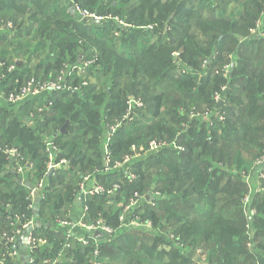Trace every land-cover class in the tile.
Instances as JSON below:
<instances>
[{"label":"trees","instance_id":"1","mask_svg":"<svg viewBox=\"0 0 264 264\" xmlns=\"http://www.w3.org/2000/svg\"><path fill=\"white\" fill-rule=\"evenodd\" d=\"M79 2L127 27L77 22L63 0H0L5 95L34 80L61 82L65 65L96 60L65 76L46 101L31 98L18 106L23 115L0 105L1 150H18L36 179L44 180L31 209L22 176L0 151V238L16 229L12 215L28 221L36 214L41 225L34 237L52 241V249L39 248L35 258L56 261L64 237L47 226L72 220L82 179L95 174L105 192L87 198V221L101 218L116 231L136 194H159L133 208L134 217L151 222L153 237L138 241L140 234L121 232L104 238L98 255L93 240L89 246L72 240L59 264H198L196 254L181 253L165 233L191 252L202 249L207 264H264V194L252 195L247 210L243 199L244 176L264 173L255 162L264 154V26L261 36L250 33L264 0ZM227 65L231 74L225 78ZM131 97L141 108H133L124 123ZM32 115L35 128L26 124ZM115 126L107 142L111 170L101 173L105 128ZM47 139L59 149L55 161L67 162L49 178ZM152 141L163 148L146 153ZM133 147L141 156L114 168ZM258 179L264 187V177ZM7 250L0 240V262L17 264Z\"/></svg>","mask_w":264,"mask_h":264},{"label":"built area","instance_id":"2","mask_svg":"<svg viewBox=\"0 0 264 264\" xmlns=\"http://www.w3.org/2000/svg\"><path fill=\"white\" fill-rule=\"evenodd\" d=\"M71 8H73L74 11L80 10V7L78 6V4H75V3H74V6H72ZM92 21L98 22L99 19L97 18L96 15H93ZM263 26H264V12H262L261 17L256 24V27L250 30L251 35L259 33V35L261 36L262 35L261 29L263 28ZM9 27H12V24L9 23ZM91 63H92L91 61L83 63V64H85L84 68H81L79 66H74L72 69H70V71L66 70L63 73V75H61V78L59 79V81H61V82H56V81L52 80V82L42 84L40 82L37 83L34 80V81H30L27 84H25L24 86L20 87V89L17 90V92H12V93H9L8 95H5V93L3 91L2 96L6 99V103H9L11 105H16L17 103H19L21 105V104L27 102L29 99H31L32 96H38L44 92H46L48 94L52 93L53 90H55L57 87H59V84L65 80V76L69 77L70 73L75 71V69L77 70V69L88 68V66H90ZM3 65H4V63H0V66H3ZM228 68H230L229 65H228ZM15 69H16V67L12 66L9 68L8 72L12 73L13 71H15ZM1 78L3 79L4 76L0 75V80H2ZM133 102H135L134 98L132 100H129V102H128L129 113L125 116L124 123H126L128 119H132L131 114L133 112V108H136L135 106L130 108V105H132ZM136 105H137V107L141 108V101L137 100ZM32 118H33V115H32ZM113 130L115 131V128ZM151 143H153L154 146H156L157 144L160 147L162 146V144L157 143L156 141H152ZM48 148H51V149H48ZM46 150L49 154V161H48L49 164L47 163V168H49L48 173L52 169L55 171L56 169H60V168H63L64 166L65 167L67 166V162L64 160L60 161L59 163H57L55 161V157L59 153V149H57L56 146L53 145L52 142H51V144L49 143ZM6 151L8 153H10L11 156H13V157H9V158L13 162L15 172L18 175L22 176L21 183L23 185H27L28 182L25 181V178H24V174H25L24 167H25V165H23V163H21L22 159H21V156H19L21 153L18 150L9 149V148L6 149ZM106 156H107L106 157V163H107L106 165H107V167H109V157H110L109 151L106 152ZM127 161H128V158L125 157L121 163H116L114 168H118L124 164H127ZM27 167L30 168L31 166L27 164ZM110 169H111V167H110ZM87 177H90V176H87ZM87 177H85V178H87ZM130 178L134 179L135 176L133 174H130ZM94 183L95 184L91 183L92 188H91V191L89 193L84 192L85 188H84V185H82V183H81V187H80V192H79V194L81 196L80 201H81L82 205L84 206L83 207L84 212L80 218L76 219V221H77L76 223H77V226L82 228L81 229L82 232H79V233L72 232L71 227H70L71 224L67 220H62V219L56 220L55 226L56 225L57 226H56V229H54V231L56 233L61 231L62 235L64 237L62 249L57 254L56 261H53L51 258H45L41 262L40 261L38 262V260L35 258L36 250H38L40 247H43V246H45V247H49V245L52 246V244L50 243L52 241H50L48 239H41V238H39L37 240L34 237L35 230L27 237V242L22 240V237L24 236L25 231L29 227L35 226L36 223L33 222L34 219L24 221L25 216L21 215V214L20 215H18V214L12 215V218L10 220H11L12 226L15 227L16 229L11 234H8L6 232L2 233V236L0 238L1 241H6V244L8 245L7 256L11 257V258L16 257L13 248L15 246L19 245V243H22V244H24V246L27 249V255L25 256L26 260L23 262H17V264H19V263L20 264H59L60 261L65 258L64 257L65 256V254H64L65 250H67L68 248L71 247V245H72L71 241L72 240H76L77 242H79L85 246L91 245V240H93V243L95 244L94 254L98 255V249H99L100 245L102 244L104 238H106L105 240H107V238L110 239L111 236L116 234V232H115V230H113V228L111 226L109 227L107 224L105 225L103 223V221L100 220L101 218H98L92 222L86 221V213L88 211V208H87L86 203L84 201L85 198L92 197L95 194H101V193L105 192V189L101 184H98L96 180L94 181ZM36 186L37 187L32 191L31 196H29V199L31 200V206H30L31 209H34V207L37 205L36 203L39 201L41 191L44 187V180L43 179L37 180ZM82 197L84 198V200H82ZM137 197H138V195L136 194L135 199L131 200V204L129 206L134 205V202H136ZM144 199L149 201L148 196H146V198L144 197ZM123 216H124V214H123ZM123 216L120 219L121 221H123ZM143 226L147 230L148 228L149 229L151 228L152 224H151V222H146V223H144ZM97 232L101 233L102 237H96L95 234Z\"/></svg>","mask_w":264,"mask_h":264},{"label":"rangeland","instance_id":"3","mask_svg":"<svg viewBox=\"0 0 264 264\" xmlns=\"http://www.w3.org/2000/svg\"><path fill=\"white\" fill-rule=\"evenodd\" d=\"M65 3H66V5L71 9V7L72 6H74V3L75 4H78V6L80 7V10L79 11H74L73 12V16H74V18H75V20L77 21V22H87V21H92V18H93V15H96L97 16V18L99 19V23H105L106 21H114V22H117L119 25H120V27H127L126 25H125V23H124V21L123 22H121V21H119L118 20V18L117 17H113V16H111V15H100V14H98V13H96V12H93V11H90L88 8H84L83 7V5L82 4H80V2H79V0H63ZM264 12V11H263ZM138 29H140L139 27H138ZM116 34H118L119 35V33H116ZM254 35H259V33H257V34H254ZM212 60H213V58H212ZM93 64L96 62V60H93V61H91ZM76 63H79V62H76ZM91 63V64H92ZM74 65L75 64H70V65H65L64 66V72L66 71V70H68V71H70V69H72L73 67H74ZM79 67H81V68H84L85 67V64H83V63H79V64H77ZM14 72V71H13ZM224 77L225 78H228L229 77V75L231 74L230 73V69L228 68V65L225 67V69H224ZM2 79V78H1ZM4 81V79H2V80H0V105L2 106V105H4V106H6V107H8V109L10 110V111H12V112H14V111H16V112H18V114H21L20 112H19V109L17 108L20 104L19 103H17L16 105H11V104H9L10 106H8L7 104H6V99L2 96V94H3V82ZM20 89V88H19ZM19 89H17V90H19ZM224 93H225V91H224V88H221V90H219L216 94H215V96H214V99L217 101V103H219V101L221 100V103H223V95H224ZM47 93L46 92H44V93H42L41 95H38V96H40V102H44V101H46V95ZM38 96H32L31 98H33V99H35V97H38ZM133 98L131 97L130 98V100H132ZM136 101H137V99H135V102H133L132 103V105H130V108L131 107H136V108H139V107H137V105H136ZM219 105L217 104V107H218ZM129 108V107H128ZM16 109V110H15ZM14 110V111H13ZM15 113V112H14ZM21 115H23V114H21ZM127 115V114H126ZM125 115V116H126ZM207 116H204V118H206ZM221 119L223 118L222 116L220 117ZM36 120H37V118H31V119H27L26 120V124H28L29 126H31L32 128H35L36 127ZM124 121H125V119H124ZM117 126H115L114 128H116ZM113 127L112 128H108V127H106L105 128V130H106V132H105V137H104V139H103V145H102V148H103V150L105 151V152H108V148H107V142H108V139L111 137V135H112V133H113V129H114ZM47 142H48V144H47V147H48V145H49V143L51 144V142H50V140L49 139H47L46 140ZM156 144V143H155ZM173 147H175V148H180V147H183V146H176L175 144H173L172 145ZM149 147V149L146 151V153L147 152H150V151H159V150H161L163 147H160L158 144L156 145V146H154V144L153 143H150V145L148 146ZM6 149H8V148H4L3 150H1V148H0V151H4L5 153H6V155L8 156V157H13V156H11L10 155V153H8L7 151H6ZM48 149H51V148H48ZM145 153V154H146ZM135 154H137V152H136V148L135 147H133V149H132V154H129L126 158H128V161H127V164H124V165H122L121 167H118L117 169H121V168H124V167H127V165H131V163H133L139 156H141V155H137V156H135ZM19 156H21V161L22 162H24L23 161V154L21 155H19ZM15 157V156H14ZM106 155H105V168L102 170V171H100L101 173H108L111 169H110V166L109 167H107V163H106ZM21 162V163H22ZM256 168H258V167H261V166H263L264 165V154L263 155H261L260 156V154L257 156V158H256ZM25 163V167H24V172H25V174H24V178H25V176H27V179H25V181H27L28 182V184L27 185H22V186H24V188L26 189V192H28V194H29V196H31V193H32V191L37 187L36 186V181H37V179H36V177L31 173V171H30V168H28L27 167V164H26V162H24ZM49 164V163H48ZM63 168H66L65 166L63 167ZM110 169V170H109ZM109 170V171H108ZM256 173V174H255ZM262 177H264V173H262V172H260L259 174H258V176H257V171L256 172H254L253 174H251V175H249V176H244V180H246V182H247V184H248V192H247V195L243 198L244 199V206H245V208H246V210L249 208V204H250V202H251V197H252V195L254 196V194H256V192H260V193H263L264 194V187H262L261 186V180H259L258 178H262ZM97 178H96V176H95V174H93V175H91L90 177H87V178H83L82 179V185H84V188H85V191L84 192H90L91 191V188H92V184H95L94 183V181L96 180ZM25 183V182H24ZM92 183V184H91ZM146 196H148L149 198H150V200L149 201H155L154 199H156V198H161V195H159V194H154V193H147L146 194ZM146 196H145V198H146ZM80 194L78 195V197H77V199H76V203H77V205H75L74 206V208H73V210H72V213H71V218H72V220H68L67 219V221H69V223L71 224V231L72 232H76V233H79V232H82V228H80L79 226H77V221H76V219H78V218H80L81 216H82V214H83V212H84V210H83V205H81V201H80ZM112 197L114 198V197H116L115 195L113 196L112 195ZM87 198H89V197H87ZM87 198H85V200H84V198L82 197V200H84L85 202H86V200H87ZM143 203H144V197H140V196H138L137 197V199H136V202H134V205H132V206H128V207H126L125 208V211H124V216H123V221H120V227H118L117 228V230L115 231L116 232V235L115 236H117L118 235V233H123V234H126V235H130V236H132L133 234H137V235H141V236H138V237H136L137 238V240L138 241H141V240H151L152 239V237H153V234H151L150 233V231H146L145 230V228H144V223L143 222H141V220L140 219H138V217H134L135 216V211H133V208H135V207H137L138 205L139 206H143ZM133 211V212H132ZM132 213V214H131ZM246 216H248V217H250V214H248V212L246 211ZM33 218H35L36 219V222L38 223V221L40 220L37 216H36V214H34V217ZM100 220H102L103 221V223L106 225L107 224V222L105 221V220H103V219H100ZM86 221H87V219H86ZM40 222V221H39ZM89 222V221H88ZM135 223V224H134ZM49 225V227H53L54 229H56V226L55 225H52V223H50V224H48ZM109 226H111V225H109ZM112 227V226H111ZM140 227H142L143 228V230H139V229H141ZM59 228V227H58ZM69 229V228H68ZM248 230H249V232L248 233H251V225H249V227H248ZM166 236V238L164 237V239L165 240H168L169 239V241H171V242H173L174 243V246L176 247V248H179L180 249V252L182 253V252H184L185 254H196L195 256V258H197V263L198 264H207V262H206V255H205V252H203L202 251V249L199 251H197L196 253L193 251V252H191L192 251V248L191 247H185L184 245H181V244H179L178 243V241H176V239H175V237H173L172 235H168L167 233H165V234H163L162 235V237L163 236ZM252 235V234H251ZM136 236V235H135ZM144 237V238H143ZM51 244H52V242H50ZM102 246V244L100 245V247ZM45 248V246H43V247H40V249H44ZM22 255L23 254H19L18 256H16L20 261L22 260L21 259V257H22ZM16 257H14V258H16ZM24 260H26V259H24ZM201 261V262H200ZM0 264H5L4 262L3 263H1L0 262ZM20 264V263H19Z\"/></svg>","mask_w":264,"mask_h":264},{"label":"water","instance_id":"4","mask_svg":"<svg viewBox=\"0 0 264 264\" xmlns=\"http://www.w3.org/2000/svg\"><path fill=\"white\" fill-rule=\"evenodd\" d=\"M70 12H71V14H73L74 9L71 8V9H70ZM220 104H221V101H219L218 105H220ZM65 128H66V125L63 126L61 130H62L63 132H66V131H65ZM53 173H54V170L52 169L51 171H49V173H48V177H51V175H52ZM33 222L36 223L35 226H31V227H29V228L25 231L24 236L22 237V240H24L25 242H27V237H28V236H29V235H30V234H31L36 228H38V226L41 225V222L38 221V223H37V222H36V219H34ZM95 236H96V237H102V234L99 233V232H97V233L95 234Z\"/></svg>","mask_w":264,"mask_h":264},{"label":"crops","instance_id":"5","mask_svg":"<svg viewBox=\"0 0 264 264\" xmlns=\"http://www.w3.org/2000/svg\"><path fill=\"white\" fill-rule=\"evenodd\" d=\"M35 98H38L39 99V101H40V96H38V97H35ZM49 178V177H48ZM25 179H27V176H25ZM81 203V202H80ZM82 204V203H81ZM50 224V223H49ZM48 228H51V227H49V225L47 226ZM51 247V245H49V247H45L44 249H52V247ZM14 253H15V255L16 256H18L19 254H23V256H26L27 255V249H26V247L24 246V244H22V243H19V245H17V246H15L14 248ZM29 254V253H28ZM22 256V257H23ZM16 259H17V262H18V258L16 257ZM20 261V260H19Z\"/></svg>","mask_w":264,"mask_h":264}]
</instances>
